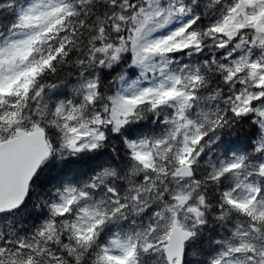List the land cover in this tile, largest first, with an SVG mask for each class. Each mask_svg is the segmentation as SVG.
<instances>
[{
	"label": "snow or ice",
	"instance_id": "6c2138e0",
	"mask_svg": "<svg viewBox=\"0 0 264 264\" xmlns=\"http://www.w3.org/2000/svg\"><path fill=\"white\" fill-rule=\"evenodd\" d=\"M0 264H264V0H0Z\"/></svg>",
	"mask_w": 264,
	"mask_h": 264
}]
</instances>
